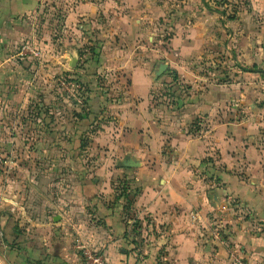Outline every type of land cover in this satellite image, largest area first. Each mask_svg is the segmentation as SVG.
Wrapping results in <instances>:
<instances>
[{"label": "crops", "instance_id": "0c3cea01", "mask_svg": "<svg viewBox=\"0 0 264 264\" xmlns=\"http://www.w3.org/2000/svg\"><path fill=\"white\" fill-rule=\"evenodd\" d=\"M176 1L0 0V152L14 147L7 126L24 101L17 81L33 85L12 51L31 37V20H57L64 37L74 29L75 55L83 53L79 21L97 25L105 48L123 30H149L143 20L150 33L154 20H174L167 48L150 45L134 64L107 70L127 92L91 134L101 157L81 199L51 197L31 169L0 176V264H85L75 239L105 264H232L233 250L264 264V35L252 19L260 13L263 32L264 0H249L243 20L217 17L205 3L187 26L178 23L187 4ZM116 176L128 198L112 206Z\"/></svg>", "mask_w": 264, "mask_h": 264}, {"label": "rangeland", "instance_id": "374dc122", "mask_svg": "<svg viewBox=\"0 0 264 264\" xmlns=\"http://www.w3.org/2000/svg\"><path fill=\"white\" fill-rule=\"evenodd\" d=\"M178 1L180 3L185 1L187 4L183 9L185 11H179L186 15L183 17L185 20H178V23L181 21L185 25L192 23L195 15H200V8L205 6V3L211 8H206L211 11L209 13H215L217 17L224 16L225 20H235L236 16L239 18H236L237 20H243L242 16L245 15L249 3V0ZM171 4L169 10L172 9ZM172 15L169 13V16ZM217 17L214 20H217ZM164 19L152 21V33L149 21L143 20L140 25L145 24L144 27H149V30L142 29L140 33L137 32L140 35L136 37L133 34L134 29H130L131 33L123 30L124 34L117 37V42L111 41V45L105 48L104 44H99L102 37L97 25L85 20L79 21L82 27L78 32L84 35V40L77 48L83 52H79L82 53L80 55H75L72 50L76 41L70 37L69 32L75 34L74 29L67 27L68 34L64 37L66 31H60L57 20H31V37L26 38V42L17 43L12 51L16 53L21 46L27 45L37 49L39 57L25 54L22 58H17L14 54L15 64L25 71L26 81L30 76L33 85L23 83L24 78L17 81L21 87L16 85L15 97L24 98V101L15 109L17 120L7 126L14 128V147L0 152V163L4 166V169L2 167L0 169V176L24 177L31 169L44 175L43 179L48 184L47 191L51 197L58 196L67 202L73 200V194L75 196L79 194L81 199V194L88 191L87 180H95L97 176L94 175L96 170L93 162L101 157L91 134L103 129L106 118L111 117L109 115L111 109L108 106L113 100L114 102L122 100L127 92L114 82L116 73L109 75L110 72L107 70L116 69L122 61L134 64L137 60L135 55L140 53V58L144 57L145 50L150 45L159 44L162 48H167L170 43L168 38L174 33L173 29H170L174 28L172 25L174 20H166V17ZM252 19L257 32L264 35V31H261L263 20L260 13L252 15ZM136 30L139 31V28ZM148 36L153 37L152 42L148 40ZM162 56L164 54L161 55L159 62L164 60ZM72 58L76 60L74 66H70ZM58 78L65 80L68 89L59 85ZM164 89L165 86L159 90ZM164 92L166 93V91L154 93L160 97ZM118 179L119 176L110 179L112 192L108 203L112 206L115 203L119 204L115 196L123 191L122 187L116 184ZM98 199L99 204L104 205L107 202L105 195H100ZM90 204L86 201L80 205L90 211ZM126 210L128 209L122 208V211ZM130 220L129 225L134 232L136 227L134 225L137 223L132 218Z\"/></svg>", "mask_w": 264, "mask_h": 264}, {"label": "built area", "instance_id": "2783aa9c", "mask_svg": "<svg viewBox=\"0 0 264 264\" xmlns=\"http://www.w3.org/2000/svg\"><path fill=\"white\" fill-rule=\"evenodd\" d=\"M25 54H30L33 57H39V52L34 47L21 46L15 53L17 58H22ZM58 83L62 88L68 89V84L62 78H58ZM75 249L81 254V257L85 264H105L104 259L101 255L92 251L86 244L79 239L74 240ZM232 264H248L243 257L239 255L236 250L230 253Z\"/></svg>", "mask_w": 264, "mask_h": 264}, {"label": "trees", "instance_id": "16d2710c", "mask_svg": "<svg viewBox=\"0 0 264 264\" xmlns=\"http://www.w3.org/2000/svg\"><path fill=\"white\" fill-rule=\"evenodd\" d=\"M86 102V101H85ZM83 116H80V118H82ZM80 147V146H79ZM116 197V199H119V198H123V202L124 201H126L127 200V198H128V193H126L124 190L121 192V193H119V195H117V196H115ZM120 206H122V208H124V209H126L127 208V205L126 204H124V203H120Z\"/></svg>", "mask_w": 264, "mask_h": 264}, {"label": "water", "instance_id": "95a60500", "mask_svg": "<svg viewBox=\"0 0 264 264\" xmlns=\"http://www.w3.org/2000/svg\"><path fill=\"white\" fill-rule=\"evenodd\" d=\"M74 65H75V58H72L70 66H74ZM164 68H165V64H160L157 70V74L163 71Z\"/></svg>", "mask_w": 264, "mask_h": 264}]
</instances>
